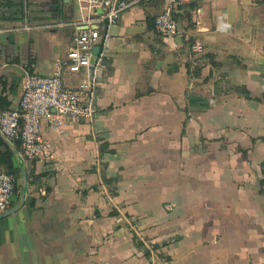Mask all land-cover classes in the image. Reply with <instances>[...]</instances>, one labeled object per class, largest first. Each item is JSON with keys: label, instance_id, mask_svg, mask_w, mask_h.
<instances>
[{"label": "crops", "instance_id": "0c3cea01", "mask_svg": "<svg viewBox=\"0 0 264 264\" xmlns=\"http://www.w3.org/2000/svg\"><path fill=\"white\" fill-rule=\"evenodd\" d=\"M165 2L99 27L96 120L63 134L42 123L53 158L26 161L0 264H264V0H187L177 37L155 31ZM93 12L0 0V109L19 107L29 71L58 70ZM86 78L65 74L69 87Z\"/></svg>", "mask_w": 264, "mask_h": 264}, {"label": "built area", "instance_id": "2783aa9c", "mask_svg": "<svg viewBox=\"0 0 264 264\" xmlns=\"http://www.w3.org/2000/svg\"><path fill=\"white\" fill-rule=\"evenodd\" d=\"M93 9V16L84 21V29L72 40V46L63 59L57 60L58 70L49 76L29 71L22 85L19 107L0 111L1 132L20 148L27 162L50 161L52 149L41 131L45 121L52 131L65 132L73 122L94 123L98 115V72L104 67V53L95 59V47L101 45L99 27L110 29L122 15L140 0H78ZM165 11L155 19V31L163 37L184 35L174 17V9L187 0H165ZM100 10L101 12H98ZM201 52V44L194 46ZM87 78L76 87L66 84L65 74H81ZM264 168V165H263ZM17 178L7 170H0V215L13 207Z\"/></svg>", "mask_w": 264, "mask_h": 264}, {"label": "water", "instance_id": "95a60500", "mask_svg": "<svg viewBox=\"0 0 264 264\" xmlns=\"http://www.w3.org/2000/svg\"><path fill=\"white\" fill-rule=\"evenodd\" d=\"M102 48L101 46L95 47L94 54H95V59L99 56ZM0 135L4 139V141L9 145V147L12 149L14 154L16 155L17 159L19 160L20 163V169H21V176H22V193H21V199L20 201L9 211H7L4 214L0 215V220L4 219L13 213L17 212L19 209L21 210L22 206L24 205L26 201V197L29 191L30 183H29V176H28V171L26 168V161L23 159L24 157L22 156L21 152L19 151L18 146L9 138H7L0 130Z\"/></svg>", "mask_w": 264, "mask_h": 264}, {"label": "trees", "instance_id": "16d2710c", "mask_svg": "<svg viewBox=\"0 0 264 264\" xmlns=\"http://www.w3.org/2000/svg\"><path fill=\"white\" fill-rule=\"evenodd\" d=\"M1 102V98H0ZM7 106L1 107L0 110H6ZM0 144H4V142L0 139ZM15 156L14 153L11 150H8L6 153H2L0 157V164L6 166L7 171L14 174L17 178V188H16V194L20 192L21 189V183L19 182V179H21V171L20 167L16 166L15 164Z\"/></svg>", "mask_w": 264, "mask_h": 264}]
</instances>
